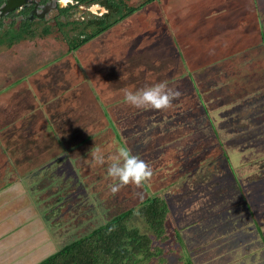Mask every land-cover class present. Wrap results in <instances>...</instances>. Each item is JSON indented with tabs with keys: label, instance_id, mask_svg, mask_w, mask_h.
Wrapping results in <instances>:
<instances>
[{
	"label": "rangeland",
	"instance_id": "rangeland-1",
	"mask_svg": "<svg viewBox=\"0 0 264 264\" xmlns=\"http://www.w3.org/2000/svg\"><path fill=\"white\" fill-rule=\"evenodd\" d=\"M160 1V7L157 4L148 5L135 13L116 31H111L108 39L100 37L86 44L76 55L77 60L66 57L65 47L60 43L56 45L51 39L21 42L10 49L0 47V91L6 88L7 92L0 102V105H4L1 108L3 112H0V129L14 117L13 113L8 112L9 103L17 101L18 109L15 112H19V117L23 112H28L31 105L39 111L31 116L33 119L30 117L35 120L33 125L39 131H45L43 125L47 111L57 130L65 131L66 140L70 139L69 135L75 134L72 141L67 143L69 147L88 135L91 139L87 144L99 145V142L106 141L105 138L108 140L110 136L106 134L108 131L100 133L104 126L109 130L115 126L114 121L110 122L111 118L117 120L121 127L123 119H127L126 115L132 114V110L109 100L108 104H114L111 110L115 112V116L110 118L106 105L102 104L106 100L100 97L98 99L94 94L93 88L96 86L93 84L92 87L90 69L97 75V80L106 75V69L112 81H116V76L120 77L118 73L131 76L120 77L119 80L120 84L125 83L129 86L127 89L131 88L133 91L164 82L178 92L185 87L180 57L186 61L188 71L191 72L213 65L208 73L206 70L194 76L199 82L204 79L201 86L208 92L200 102L204 104L207 100L210 108H217L216 111H209L210 114L215 113L219 119L227 118L215 123L223 132L217 131L215 136V132L211 130L210 135L207 116L201 113H198L193 126H183L181 123L187 121L177 115L170 123L179 129L172 128L165 134L162 129L168 125L163 120L167 121L171 116L161 121L159 117L154 118V123L160 121L158 124L161 129L153 126L148 131L150 123L145 118L155 114L157 110L152 108L141 117L130 120L133 123L130 133H140L129 144L131 143L134 155L139 151L141 159L152 169L151 175L142 182L146 185L145 193L158 195L165 203L188 264H264V76L261 77V74L264 75V62L259 58L264 57V0ZM142 2L143 0H130L128 3L137 6ZM166 22L169 23L167 29L170 32L166 30ZM131 38L137 44L140 39L143 40L141 47L137 45L136 52L145 53L154 48L157 53L153 56L145 53L142 57L139 53L128 58L129 54L135 53L131 50ZM115 42L118 43L115 45ZM173 42L179 50H164L168 47L173 49ZM256 46L258 54L247 51ZM245 51L247 56L244 54L241 57L242 62L239 57L235 63L228 60L230 56ZM100 52L102 55H97ZM253 56L257 60L251 61L250 57ZM226 65H229L228 69ZM234 65L237 69L230 73ZM56 68L57 74L52 76ZM243 69L248 73V78L245 79H249L248 85L255 84V87L247 89L251 91L254 88L255 94L257 91L261 92L253 96L247 94L248 90L245 89L242 96H250V100L227 111L218 112V107L233 100L231 94L236 92L230 94L226 90H216L214 86L217 79L221 84L224 80H230L231 75L239 76L237 71L241 72ZM144 70L145 77H149L147 84H142L141 81ZM219 70L223 72L221 76L217 74ZM26 77L33 81L30 83L33 87L30 88L31 94L19 89L24 95L19 93L16 96L12 90L20 88L19 79L25 81ZM37 79L39 81L36 84ZM63 80L65 83L61 82ZM71 87L75 89L66 93V89ZM34 94L39 104H35ZM69 94L72 100L70 104L64 101ZM18 95H21L20 100ZM190 99L193 100L191 97ZM93 100L106 125L103 121L91 120L92 122L87 123L86 131H83L79 125L82 122L81 116L87 113V108L91 109ZM90 114L85 117L88 118ZM38 124L41 126L38 127ZM63 125L71 127L66 126L64 129ZM79 128L81 132L75 133ZM26 131L20 124L6 129L0 135L2 143L12 144L15 142L13 140L28 135ZM130 133L128 132L129 135ZM147 134L148 136L140 138ZM46 135L44 133L42 138L34 141L33 147L36 149L31 158L34 163H40L47 154L51 157L38 168L22 174V177L25 176L29 185L39 183L36 189L41 194L36 193L35 196L41 198V210L46 215V225L53 237V249L48 251L50 255L75 241L80 233L106 222L110 214H115L110 213L107 207L118 206L109 194H113V191L108 186L116 181L106 175L107 164L114 156L112 153L103 155V163L91 164L94 178L90 176L91 178H84L83 181L69 155L76 156L78 151L80 159L87 144L70 151L69 155L62 151L52 156L54 143H47L49 139L45 141L43 138ZM24 142L25 140L16 141L31 154L32 145L28 147V143ZM5 166L0 161V185L12 179L10 175L4 179ZM122 187L123 185L114 191V194L118 193L115 195L118 202L127 198L124 203L128 205L135 197L129 198L125 189L121 190ZM107 195L110 196L108 202H101L102 198L107 199ZM54 221L59 225V233ZM45 257L47 256L43 258ZM166 261V264H177L181 258L167 256Z\"/></svg>",
	"mask_w": 264,
	"mask_h": 264
},
{
	"label": "trees",
	"instance_id": "trees-1",
	"mask_svg": "<svg viewBox=\"0 0 264 264\" xmlns=\"http://www.w3.org/2000/svg\"><path fill=\"white\" fill-rule=\"evenodd\" d=\"M153 1H157V0H153ZM143 6L144 4L133 8V7H126L125 5H123V8L124 9L126 8L125 9L126 12L123 13L119 19L121 20V19H125L126 17H129L131 14L135 13L137 10H139ZM110 26L111 25H107V27H104V29L98 30V32L93 33V34L91 33L90 35L88 34L87 36L83 38L78 37V38H73L72 40H66L65 44L68 47V52L72 53L80 49L82 46L88 44L93 38H95L97 35L102 33L104 30L106 29L108 30ZM166 30L169 31V29H167V26H166ZM136 37L137 36H135V38ZM135 41L136 40L134 39H130V42L132 43ZM141 43H143V40H140L139 44L134 43L135 47L133 49H135L137 45L141 47ZM10 44L8 45V47L11 46ZM176 45H175V42H173L171 45L174 47L173 49H171V47L169 49L168 47L167 49L165 48L164 50L169 51V52L171 50L173 51L179 50V47L176 48ZM256 48L258 47L256 46L255 48L247 50V51L249 53L255 52L256 54H258L256 51ZM132 51L134 52V50ZM139 53L141 52L135 51L134 55L128 56V58L137 56V54ZM145 53L153 56L157 53V51H155V49L152 48V49H148L147 51H145ZM145 53L144 52L141 53L140 57H142V55ZM100 54L101 52L98 53L97 55L100 56ZM244 54L247 56V52L245 51L243 53L230 56L228 60L230 61L232 60L235 63L237 62L238 57H239L242 62L241 57H243ZM259 58H261L264 62V57H259ZM72 59L77 60L76 55H74ZM179 59H180V67L184 71L182 75L183 77L182 79L184 81L186 88L185 87L183 89L181 88L178 91L179 95L173 97L171 99L170 104L166 108H162L163 110L157 109L155 111L156 112L155 114L153 113V115H151L150 117L145 118L147 120L146 122L150 123V127L147 128V130L149 131V129L153 126H156L157 129H161L160 127L161 125L158 123L162 119L166 118L167 116H171V117L167 121L163 120L165 125H168V126H164L165 128L162 129V133L164 134L168 133L171 131L172 128L173 130H177L179 129V127L170 123V121L172 122V119H174L177 115H179L181 118L187 121L185 123L184 122L181 123L183 126H193L195 125L198 119V116H197L198 113H201L204 116H207L208 129H209L210 135L212 134L211 133V130H212L215 132V136H216L217 131L223 132V130H219L217 128V124L215 123L225 121L227 118L219 119L217 118L215 113L214 115L210 114L209 111H213V110L216 111L217 108L215 107L210 108L207 104V100L205 101L206 103L204 104L200 102V100H202V97L206 98V96L208 95V92L203 90L202 89L203 87L201 86L204 79L202 78L201 82H199L197 78H195L194 76V74H200L199 72L203 73V71L205 72L206 70H207L206 73H208V70L213 65L209 67L207 66L199 71L191 72V71H188V68H187L188 65L186 61L183 60V58L181 57ZM255 59L257 60V57L255 58L254 56L250 57L251 61L253 60L255 61ZM228 67L229 65H226V69H228ZM165 69L167 70V68ZM235 69H237L236 65L232 66V70H230V73L233 72V70ZM57 70L58 69L56 68V70L53 71L52 76H55L57 74L56 72ZM219 71L220 72H218L217 74L218 76L219 75L221 76L223 72H221V70ZM90 72H91L92 87H93V84H95L94 86H96V88H93L95 91L94 94L97 95L98 99L100 97L102 98V100H106L104 101V103L102 102V104L106 105V109L109 111L108 114L110 115V118L111 116L113 117L115 116V112L111 110V107L114 106L115 103L123 107H129L132 110V114L126 115L127 119L126 118L123 119V123L121 127L120 125H118L117 120H114V118H111L112 120L110 122L114 121L115 126L111 128L110 130L108 129V127L104 126V129L101 130L100 133L104 131H108V133L106 134L107 135L109 134L110 136H108L109 137L108 140L107 138H105L106 141L99 142V145L97 144L94 146V144L92 145V143H90L91 145L87 144V142H89L91 139V136L88 135L82 141H79L73 146L69 147L67 143H70L72 141V138H74L75 134L69 135L70 139L66 140V138L64 137L65 131L59 130V129L57 130L51 117L48 116L47 111L45 114L46 116L45 122L41 118V120L44 122L43 126H45V131L43 132V131H39V128L38 129L35 128L36 125H33L35 120L30 119V117L33 114L39 113L37 109H35L31 105L30 109H28L29 111L27 110L28 112H23V115L19 117L17 115L19 112H15L16 109H18V106H16L18 102L17 101L14 103L10 102L7 107L9 108L8 112L10 114L13 113L16 115L12 114V116L14 117L10 118V120L6 124L3 125L5 127L0 129V135L4 133V130L6 129L8 130L13 126H16L17 124L23 125L25 130H27L26 133H28V135L22 136L21 138H17L13 140L15 142L12 144L5 143V145L4 143H2L3 138H1L0 136V161L6 164L5 166L6 168L3 170L4 179L8 175L12 176L11 177L12 179L0 185V190H2L3 188H6L8 185L20 179L22 177V174L24 175L27 174L31 170L38 168L41 164L49 160V158L51 157L49 156V154H47V156L43 158L40 163H36V162L34 163V161L31 158L33 157L32 154L33 153L35 154V149H36V147L35 148L33 147L35 145L34 141L38 140L39 138H42L44 133L47 134L46 136L43 137L45 141L46 139L47 141L49 139V142L47 143L51 144L53 142L55 144L54 145L52 143L53 144L52 152L54 151V154L52 156L58 155L62 151H65L69 155L70 151L80 147L81 145L84 146V144H87L85 146L87 149L83 153V156H81L80 159L77 156L78 151L76 152V156L69 155L70 160L71 161L73 160L75 162L76 170L79 173H81L83 181H84V178L86 180L90 176L94 178V174H93L94 168L91 167L92 165L89 163V160L91 158V152L93 150L99 149L100 153L103 155L112 153L114 156H116L119 154L120 148H125L131 154L134 155L133 150L130 147L131 143L129 144V142L135 138L134 136L139 137L140 132L130 133L132 131L131 127L133 125V123H131L130 120L134 117L135 118L141 117L148 109L151 110L152 108L150 107L137 108L125 102L123 98L122 89L128 88L129 86L125 85V83L120 84L119 78L120 77L131 78V76L126 75V74L122 75V73H118L120 74L119 75L120 77L116 76V81H112L109 77L110 73L108 75L107 69H106V75L103 78L99 77L97 80L96 78L97 75H94V73L92 72V69H90ZM142 73L144 74L142 75V79H141V81H143L142 84H147V79L149 77L147 78L145 77L146 75L145 70L142 71ZM236 74H239V76L231 75V78H229L230 80H227V81L224 80V82H222L221 84L218 83L219 79H217L216 77L217 75L215 76L217 79L216 84L214 86L215 88H217L216 90H222V91L226 90L230 94L236 92V94H231V96L234 97L233 100L229 98L231 100L230 102L223 103V105L218 107L219 108L218 112H223L224 110L227 111L233 108L234 106L240 105L244 103L245 101L250 100L248 99L250 96L247 98L245 96L243 97L242 92H245V89L249 88L250 86L255 87V84L251 83V85H248L247 80L249 79L245 80L246 78H248V73L246 70L243 69L241 72L237 71ZM261 75H262L261 77L264 76L263 74ZM29 77H26L25 81H22V79H19L18 82L21 85V87L14 88V91L11 89L12 93L17 96V94L21 92V90L19 92V89H22L28 92V94H31L30 88H33L31 86L33 81L29 80L28 79ZM35 81L37 84L39 80L37 79ZM61 82L65 83L64 80ZM116 82L117 84H115ZM66 87H68V85ZM71 89H75V87L66 89V93L68 91H71ZM129 89L132 90L131 88ZM249 89H247L248 90L247 94L249 95L256 96L258 93L261 92V91H257L255 94L254 88L251 91H249ZM5 90L6 88L0 91V102H2V100L7 95V92H5ZM21 95L23 96L24 94H21ZM21 95H18V100H20L19 96ZM31 96L32 95H30V97ZM33 97L36 100L35 104H39L38 100L36 99L37 96H35L34 94ZM190 97L193 98V100H191ZM66 98L67 99L64 100L65 103H69L72 101L70 94H69V97H66ZM109 100L113 101L114 104L112 106L108 104ZM5 105L7 106V104ZM28 105H30V103H28ZM3 106L4 105H0V112H3V110L1 109ZM14 106L16 107L14 108ZM87 110H88L87 113H84V115H82L83 113L81 114L82 122L81 124H79L81 127V130L86 131L88 127L87 123H89L91 120L92 121L98 120V122L100 120V121H103V123L105 122V119H103L102 116L100 115V110L95 105L94 100H93V104H91V109L87 108ZM88 113H91V114L89 115L88 118H86L85 116H87ZM194 116L195 117L197 116V118H194ZM157 117L160 118V121L157 123H154L153 119ZM104 125H106V122ZM39 126L41 125L38 124V127ZM66 126L68 125H63L62 128L66 129ZM31 127H33V129ZM69 127H71V125H69L68 128ZM81 130L79 128L75 130L74 132L75 133L78 131L81 132ZM128 132L131 135H129ZM38 133H42V134H38ZM146 136H148V134L141 135L140 138H144ZM215 136H213V138ZM140 138H137V139H140ZM7 140L9 141L10 139H7ZM17 140H20V141L25 140L24 143H28V147L29 145H32L33 148L31 150V154H28L26 149L21 147V144L16 143ZM214 140H217V138H215ZM28 147H27V150H29ZM138 152H137V156L141 159V155ZM145 186L146 185L143 184L142 182L139 185L132 184L131 182L123 185L121 190L125 189L124 191L127 193V196L128 195L130 196L129 198L135 197L134 199H132V202H130L128 205L124 203L127 198L122 202L121 201L118 202V199L115 197V195L118 193L114 194L115 193L114 191H113V194L109 193L112 196L113 201H115L116 206L118 207L114 208L115 206L111 205V206H108L107 208L109 209L110 213H115V214H110L109 218L103 224L89 228L85 232L80 233V235L75 241L57 250L52 255L48 256L47 258L43 259L37 264H154V263L166 264L167 256H179L181 258V261L180 263H177V264H188V262L185 259L184 250L181 248V245H180L179 234L177 230L173 227L170 214L168 212L167 207L165 206V203L162 201V199L158 195L151 196L148 193L146 194ZM130 193L131 194L133 193V194L131 195ZM106 198L107 199L102 198L101 202H105V203L108 202L110 196L107 195ZM118 203H121V204L119 205Z\"/></svg>",
	"mask_w": 264,
	"mask_h": 264
},
{
	"label": "flooded vegetation",
	"instance_id": "flooded-vegetation-1",
	"mask_svg": "<svg viewBox=\"0 0 264 264\" xmlns=\"http://www.w3.org/2000/svg\"><path fill=\"white\" fill-rule=\"evenodd\" d=\"M129 1L0 0V47L10 49L21 42L35 39H39L40 41L51 39L56 45L58 43L63 45L65 47L64 55L72 58L85 45L70 53L65 44L66 40L78 37L83 38L88 34L90 35L104 29L107 25H111L108 30H104L90 42L100 37L108 39L107 36L111 31H116L123 22L131 19L135 13L145 6L157 4L160 7L162 5L159 3L161 2L160 0H143L137 6L130 5ZM142 4L144 6L129 17L119 19L126 12V8L124 9L123 5L135 8ZM116 33L119 34V32ZM116 43L118 42H115V45ZM134 43L136 41L132 43L131 50L135 51L137 47L133 49L135 47ZM9 44L11 45L10 47H8ZM118 46L119 44L116 47Z\"/></svg>",
	"mask_w": 264,
	"mask_h": 264
},
{
	"label": "crops",
	"instance_id": "crops-1",
	"mask_svg": "<svg viewBox=\"0 0 264 264\" xmlns=\"http://www.w3.org/2000/svg\"><path fill=\"white\" fill-rule=\"evenodd\" d=\"M37 184L29 185L24 176L0 190V264H37L53 254H48L53 237L41 210V198L35 196L41 194ZM53 223L59 233V225Z\"/></svg>",
	"mask_w": 264,
	"mask_h": 264
},
{
	"label": "clouds",
	"instance_id": "clouds-1",
	"mask_svg": "<svg viewBox=\"0 0 264 264\" xmlns=\"http://www.w3.org/2000/svg\"><path fill=\"white\" fill-rule=\"evenodd\" d=\"M126 103L137 107L153 109L166 108L171 99L179 93L168 87L164 82H158L136 90L122 89ZM105 160L99 149L91 152L90 164H101ZM151 167L137 155L131 154L125 148H120L119 154L111 157L107 164L106 175L115 183L109 185L111 191H116L120 186L128 184L139 185L151 175Z\"/></svg>",
	"mask_w": 264,
	"mask_h": 264
}]
</instances>
